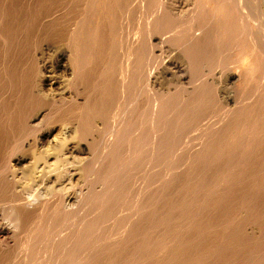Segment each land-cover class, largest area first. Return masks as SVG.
<instances>
[{
  "label": "rangeland",
  "instance_id": "obj_1",
  "mask_svg": "<svg viewBox=\"0 0 264 264\" xmlns=\"http://www.w3.org/2000/svg\"><path fill=\"white\" fill-rule=\"evenodd\" d=\"M222 1L223 3L220 4ZM222 1L0 0V136L2 134L3 137L0 140V157L4 152L7 153V150L9 153L12 151L10 155L7 153L9 157L14 152L24 154L21 157L25 156L27 161L18 168L19 176H23L28 173L30 167L28 161H32V151H36L34 150L36 139L27 137L28 134L25 136L28 130H30L28 133L31 132L29 136L32 132L38 133V131L40 132L38 134L50 133L46 141L50 139L51 141L49 144H43L44 147L54 145L52 142L55 137L59 138V141L65 138L67 140L72 133V136H76L77 133L76 140L80 137L78 139L82 144L79 147V143H75L78 145L76 146L74 142L79 140H72L73 143H70L71 139H69L67 143L72 148L67 151L68 154L62 155L67 172V176L65 173L63 178L64 185H69L68 172L71 165L78 166V176L76 180L71 181L72 188L70 187L75 188V192L73 190V193L70 188L71 192H68V195L73 197L76 191L77 195L79 194V197L75 196L77 204L80 203L79 207L77 205L79 210L76 212L79 217L74 219V221L81 220L76 222L78 226L74 221L71 222L73 225L66 221L71 219V214L66 211L69 210L71 213L70 209H65V212L61 210L62 214L64 212L61 216L62 222L60 216H57V214L62 215L60 209L51 210L52 216H49L50 211L39 215L34 208L22 209V213L18 210L11 212L7 203L14 195L13 188L7 183L9 182L7 177H2L0 174V227L9 228L5 218L12 216L17 220L19 228L9 243H4V246L0 243V264H5L6 260L8 264L72 263L71 258L67 256H71L74 250H69L77 243H80L77 245L81 248L79 246L74 248L78 254L77 261L79 257V260H82L81 264H241V262L242 264H264V240H262L264 227L260 226L264 224V218H258L256 214L250 213L253 208L259 207L258 210H261L260 207L264 208L262 206L264 191H261L262 198L258 197L261 196L258 189L264 188L262 184L264 168L261 171L258 169L260 164L261 168L264 164V130L261 131V128L264 129V120L260 122L264 115V109L260 107L262 105V108L264 107V78H262L264 72H261L264 71V64H262L264 61L257 54V49H254V44L256 43L257 46L261 36L264 37V0H242L243 13L251 20V23L246 25L249 27L245 26L247 29L243 28L245 24L241 23L239 18L237 19L238 15L235 11L229 9L233 15L227 12L228 8L226 9L224 0ZM75 16H77L76 19L79 18L78 21L75 20ZM233 16H236V20ZM72 22L74 26L71 25ZM190 24L197 26L195 28L198 29L199 36L196 38L200 36L201 38L192 40L189 37V40L186 39L187 42L185 40L187 33L182 29ZM248 29H251L252 33ZM256 30L260 33L256 34ZM72 31H74L73 35ZM249 39H253L251 42L254 44ZM188 43L193 46L194 52H191L192 49ZM186 45H189L190 49ZM260 45L264 46V43ZM185 49L189 51L185 52ZM188 52L192 53H190L191 58L189 54H186ZM250 52L254 54L253 57L249 56ZM62 53L64 56L61 58ZM65 53H67V59ZM256 55L260 60L255 58ZM138 59L140 60L137 63ZM192 59L193 61H190ZM251 59L252 63H250ZM256 60L257 63L261 61V65L260 63L256 65ZM62 61L67 63L66 68ZM254 62L256 69L253 66ZM132 65H135L134 68ZM205 73L206 75L201 77ZM229 74L233 79L227 81L225 77ZM38 75L41 77L39 78ZM42 76L46 78L41 79ZM68 76H71V82ZM148 76L150 81H147ZM189 76L194 78L196 87L192 83L193 78ZM39 79L42 80L40 81L42 86ZM180 80L181 82L177 83ZM187 82L191 84L190 87H194L192 90L196 89L192 91L193 93L184 89L189 95L183 92V88H189L186 86ZM47 84L51 86H49L51 89ZM182 84L186 87H182ZM202 85L207 87L204 89ZM179 88H182L183 94ZM60 90L63 94H60L62 93ZM225 98L230 99L231 102L226 104L223 101ZM257 106L261 110L259 108L257 110ZM102 107L108 111H105L107 114L102 113L104 112ZM255 110L258 117L255 115ZM260 111L262 114L258 113ZM102 114L105 116H100ZM115 114L114 120L111 115ZM197 114L198 117L195 116ZM208 115H210L209 118L214 116L221 120L219 122L214 118L209 119ZM31 116H35L36 119ZM204 116L206 117L203 118ZM110 117H113V120ZM201 117L208 119L207 121L210 120V123L213 119L212 125H214H209L210 123L206 120H200ZM28 118L34 120H28ZM99 118L103 119L99 120ZM27 120L31 125H27ZM68 120L72 124L68 123ZM66 121L67 125L69 124L68 128ZM190 121L193 122L190 124ZM198 123L205 127V131L202 132L204 127ZM61 124H65L63 126L65 130L61 128ZM74 124L78 125L74 126ZM186 124L189 127L199 128L200 126L203 129L191 127V131L194 129L191 132ZM184 126L188 128L185 127L183 130ZM74 127L78 128V132H74L77 131ZM185 129L191 133L186 134L188 132ZM20 133L21 138H19ZM182 133H185L184 136ZM83 134L86 138L82 137V139ZM23 136L27 141L23 140ZM182 136L185 140L189 138L186 142L184 139L180 140L181 144H178L176 138L181 139ZM173 138L175 139L172 140ZM20 139L22 143L27 142L21 149L18 147ZM57 139L54 141L58 142ZM31 141L34 142L29 144ZM172 142L175 143L172 144ZM13 143L18 145L16 148L19 149L18 152L15 151L16 146ZM169 143L172 144L171 148L168 147ZM176 144L181 147L178 146L180 148L177 149ZM27 145L34 146L29 148ZM72 145L76 150H72L75 149ZM173 145L177 148H173ZM20 153L16 156H20ZM7 157L0 158L2 164L3 159L7 161ZM71 158L77 159V162L73 163ZM2 164L0 162V165ZM257 170L261 173H257ZM256 173L260 175L257 176ZM257 177L262 180L263 186L259 183L260 179L259 182L258 179L255 181ZM250 182L253 184L252 187ZM257 184L259 187L255 186ZM6 190L11 191L6 192ZM241 197H244L243 200ZM217 198H222L223 203L221 204ZM236 200L239 208L232 207L237 203ZM241 200L244 205L249 203L252 205L243 206ZM253 201L258 205L253 204ZM214 203L219 204L220 207ZM222 205H225V208ZM211 207H215L214 212L223 208L222 211L225 213L222 211L214 213ZM217 208L221 209L217 211ZM33 210L35 211L32 212ZM32 213H34L33 216ZM222 214L227 217L224 218ZM66 215L69 218L65 220ZM216 215H219L218 219L221 221L216 219ZM255 216L257 222L253 220ZM213 217L215 220L211 223ZM229 218L234 223L230 224ZM32 219L33 222L37 219L36 224L31 221ZM259 219H262V224ZM215 221H217L216 224L219 223L217 226ZM222 221L226 224L224 222L223 225ZM249 221L252 223L245 224ZM258 221L260 225L257 224ZM63 222L65 226L66 223L67 226L68 223L73 227L76 225L74 228L71 226L73 229H77L80 222L81 225L77 229L79 233L77 230L68 229L70 225L66 226L68 232L73 231L80 236L64 231L67 235L62 233V236L66 235L67 238L63 237L57 247L54 243L52 246L54 250L49 246L52 243L50 244L49 235L46 236L49 232L46 231L48 228L63 225ZM249 224L257 225L252 227L253 225ZM216 228L219 232L223 231L222 236L218 232L215 233ZM257 228L263 231L260 232ZM237 233L239 236H233ZM240 233L244 234L245 238H251V240L248 238L249 243H245L248 239L246 238L245 241ZM217 234L220 238L223 237V240ZM72 235L74 239L80 238V242L74 240ZM42 236L45 242L48 241L46 243L51 251L45 248L46 243L42 244L44 240L41 239ZM232 236L234 240L239 241L234 242L235 246L232 242L233 238L231 240ZM28 238H30L29 244H27L28 241L25 243ZM68 238L70 241L73 239L72 242L66 241ZM213 238L222 240L223 242L219 240L221 244L225 242L228 246L225 243L219 244V241L214 242ZM24 243L31 247L30 250L27 249L28 247L24 249L32 252L29 253L26 250L20 253L24 250ZM212 243H216L215 245L219 248H214ZM240 243L241 245L245 243L246 246L243 247L239 245ZM210 244L211 250L217 249L216 252L209 249ZM225 245L227 250H224ZM239 246L241 247L238 249ZM64 248L67 249L64 250ZM220 248L224 250V255L219 251ZM207 249L212 254L214 252L217 257L210 255L211 252H207ZM16 250L20 254H12ZM38 250L51 253L48 257L49 261L45 260V258L48 259L46 256L49 254H47L44 258L45 263H41L43 253ZM61 252L62 255L65 252L70 253L64 255L67 258H64L66 262L63 259L64 256L58 258L62 256ZM31 253L33 255L42 253V255L33 256ZM13 255L19 260L17 261ZM25 255L27 258L28 256L39 258L40 262H36L35 258L33 262L32 257L26 261V257L25 259L22 257ZM225 255L224 260L222 257ZM10 256H12L11 259H9ZM219 256L222 263L219 261ZM21 258L25 262H22ZM233 259L235 262L232 261Z\"/></svg>",
  "mask_w": 264,
  "mask_h": 264
},
{
  "label": "bare ground",
  "instance_id": "obj_2",
  "mask_svg": "<svg viewBox=\"0 0 264 264\" xmlns=\"http://www.w3.org/2000/svg\"><path fill=\"white\" fill-rule=\"evenodd\" d=\"M158 1H159V0H158ZM221 1H222V0H221ZM221 3H223V1L220 2V4H221ZM225 3H226V4H225ZM224 5H225L226 9L228 8V9H227V12H230L229 9H231L233 12L235 11V14L238 15L237 19L239 18V19H240V22H241V23L243 22V23L245 24V25L242 24V26L244 25L243 28H246V27L248 28V27H249V26H246V25H247V24H250V23H251V20H250V18H249L246 14L243 13L244 6H243V4H242V0H224ZM159 7L161 8L160 4H159ZM159 7H158V8H159ZM223 7H224V6H223ZM223 7H222V8H223ZM223 9H225V8H223ZM223 9H222V10H223ZM160 10H162V9H160ZM228 10H229V11H228ZM223 11H224V10H223ZM225 11H226V10H225ZM158 12H159V11H158ZM233 12H232V13H233ZM160 13H161V12H160ZM232 13L230 12V14H232ZM158 15H159V14H158ZM226 15H227V14H226ZM232 15H233V14H232ZM227 16H228V15H227ZM229 17H230V16H229ZM229 17H228V18H229ZM231 17H232V16H231ZM233 17L235 18L236 16H233ZM73 18H74V16H73ZM73 18H72L73 21H75V20L78 21V20H79V18L76 19L77 16H75V20H74ZM234 18H233V19H234ZM230 19H231V18H230ZM235 20H236V18H235ZM77 21H76V23L78 24ZM237 22H238V21H237ZM74 23H75V22H74ZM238 23H239V22H238ZM239 24H240V23H239ZM71 25L74 26L73 22H72ZM240 25H241V24H240ZM73 26H72V27H73ZM75 26H76V25H75ZM195 26H196V25H191V24H190V25H189L188 27H186L185 29H184V28L182 29V31H184L185 33H187V35H186V37H185V40H186L187 38H188V40H189V37H190L192 40L200 39V38H201V36L198 37V38H196L197 36H199V33H197V30H198V29L195 28ZM242 26H241V27H242ZM245 26H246V27H245ZM72 27H71V28H72ZM196 27H197V26H196ZM250 27H251V26H250ZM73 28H74V27H73ZM175 28H176V27H175ZM175 28H173V29H175ZM247 28H246V29H247ZM74 29H75V28H74ZM76 29H77V28H76ZM72 30H73V29H72ZM175 30H176V29H175ZM175 30H174V31H175ZM248 30H249V29H248ZM248 30H247V32H248ZM250 30H251V29H250ZM250 30H249V31H250ZM75 31H76V30H75ZM169 31H170V30H169ZM169 31H168V32H169ZM252 31H253V29H252ZM256 31H257V30H256ZM70 32H71V31H70ZM73 32H74V31H72V33H71L72 35H73ZM175 32H177V30H176ZM184 32H183V33H184ZM250 32H251V31H250ZM250 32H248V33L251 34L252 32H251V33H250ZM254 32H255V29H254ZM181 33H182V32H181ZM183 33H182V34H183ZM257 33H260V32L257 31L256 34H257ZM254 34H255V33H254ZM247 35H248V34H247ZM251 36H254V35H251ZM251 36H249V37H251ZM258 36H259V35H258ZM249 37H248V38H249ZM259 37H260V36H259ZM261 37H262V38H261ZM261 37H260L261 39H260V41H259V44L257 43L258 45H260L262 42L264 43V40H263L264 37H263V35H262ZM253 38L256 39L255 37H253ZM183 39H184V38H183ZM257 39H258V38H257ZM249 40H250V39H249ZM252 40H253V39H252ZM252 40H250V42H251ZM186 41H187V40H186ZM257 41H258V40H257ZM257 41H256V42H257ZM261 41H262V42H261ZM187 42H188V41H187ZM185 43H186V42H185ZM251 43H253V42H251ZM188 44H189V43H188ZM253 44H254V43H253ZM189 45L191 46V44H189ZM189 45H186V47H187L188 49H190V48H189ZM254 45H255V47H258V48H255V47L252 45V46L254 47V49H257V52H258L257 54H259V55L261 56V58L263 59V61H264V46H263V45H260V47H259L258 45L256 46V43H255ZM262 46H263V47H262ZM186 47H185V48H186ZM187 48H186V49H187ZM192 48H193V46H191V49H192ZM186 49H185V50H186ZM251 50H253L252 47H251ZM66 51H67V50H66ZM187 51H189V50H186L185 52H187ZM192 51L194 52L193 49L191 50V52H192ZM254 51H255V50H254ZM254 51H251V52H254ZM62 52H63V51H62ZM64 52H65V51H64ZM191 52H190V53H191ZM251 52H250V53H251ZM67 53H68V52H67ZM67 53H65V57H66V59H67V56H66ZM138 53H139V52H138ZM140 53H141V51H140ZM190 53L188 52V53H186V54H187V55L189 54V55H190V58H191V57H192V56H191L192 53H191V54H190ZM141 54H142V53H141ZM254 54H255V52H254ZM254 54L251 53V54H249V56L252 55V57H253ZM127 55H128V54H127ZM193 55H194V53H193ZM63 56H64V54L62 53L61 58H62ZM140 56H141V55H140ZM140 56H138V58H139ZM249 56H248V57H249ZM65 57H64V58H65ZM250 57H251V56H250ZM68 58H70V57H68ZM127 58H128V57H127ZM190 58H189V59H190ZM193 58H194V56H193ZM255 58L258 60L259 57L257 58V55H256ZM58 59H59V58H58ZM58 59H57V60H58ZM136 59H137V58H136ZM140 59H141V58H140ZM140 59H138L137 63L139 62ZM252 59H253V58H252ZM252 59H251V60H252ZM262 59H261V60H262ZM69 60H71V59H69ZM257 60H256V63H257ZM259 60H260V58H259ZM190 61H193V59L190 60ZM254 61H255V60H254ZM64 62H65V61H64ZM64 62L62 61V63H64ZM67 62H68V61H67ZM252 62H253V60H252L250 63H252ZM260 62H261V61H260ZM260 62L258 61V63H260ZM55 63H56V61H55ZM69 63H70V61H69ZM258 63H257L256 65H258ZM60 64H61V62H60ZM64 64H65V63H64ZM66 64H67V63H66ZM66 64H65L64 68H66V66H67ZM253 64H254L253 66H254L255 69H256L255 62H254ZM262 64H264V63H262ZM62 65H63V64H62ZM62 65H61V66H62ZM69 65H70V64H69ZM260 65H261V63H260ZM55 66H56V65H55ZM61 66H59V67H61ZM134 66H135V65H134ZM134 66L132 65L133 68H134ZM263 66H264V65H263ZM263 66H262V67H263ZM43 67H44V65H43ZM68 67H69V66H68ZM68 67H67V68H68ZM70 67H71V66H70ZM257 67H259V66H257ZM260 67H261V66H260ZM62 68H63V67H62ZM263 68H264V67H263ZM45 69H46V68H45ZM55 69H56V68H55ZM60 69H61V68H60ZM68 69H69V68H68ZM136 69H137V68H136ZM136 69H135V70H136ZM179 69H180V68H179ZM179 69H178V70H179ZM56 70H57V69H56ZM58 70H59V69H58ZM176 70H177V69H176ZM182 70H183V69H182ZM259 70L261 71V68H260ZM59 71H60V70H59ZM64 71H65V70H64ZM64 71H63V73H64ZM66 71H67V70H66ZM72 71H73V70H72ZM72 71H71V72H72ZM180 71H181V70H180ZM183 71L185 72V70H183ZM261 72H264V71L262 70ZM65 73H66V72H65ZM175 73H177V72L175 71ZM180 73H182V72H180ZM180 73H178V74H180ZM185 73H186V72H185ZM185 73H184V74H185ZM68 74H69V73H68ZM71 74H72V73H71ZM182 74H183V73H182ZM184 74H183V75H184ZM261 74H262V73H261ZM72 75H73V74H72ZM205 75H206V73L203 74V76H201V77H204ZM263 75H264V74H263ZM263 75H262V78H264ZM52 76H53V75H52ZM121 76H122V75H121ZM177 76H179V75H177ZM38 77L40 78L41 76L38 75ZM43 77H45V76H42L41 79H44ZM68 77H69V76H68ZM68 77H67V78H68ZM70 77H71V76H70ZM70 77H69L68 79H70L69 81L71 82V78H70ZM149 77H150V76H148L147 81H150V80H148ZM151 77H152V76H151ZM183 77H185V76H183ZM186 77H187V76H186ZM45 78H46V77H45ZM52 78H53V77H52ZM52 78H51V79H52ZM55 78H56V77H55ZM65 78H66V77H65ZM65 78H64V79H65ZM120 78H121V77H120ZM178 78H179V77H178ZM180 78H182V77H180ZM180 78H179V79H180ZM187 78H188V77H187ZM189 78H193V77H190V76H189ZM72 79H73V78H72ZM122 79H123V78H122ZM182 79H183V78H182ZM182 79H181V80H182ZM225 79H226L227 81H230V80L233 79V77H232V75L229 74V75H227V76L225 77ZM52 80H54V79H52ZM52 80H51V81H52ZM181 80H180V81H177V83L181 82ZM186 80H187V79H186ZM186 80H184V81H186ZM213 80H214V79H213ZM40 81H42V80L39 79V83H40ZM66 81H67V80H66ZM121 81H122V80H121ZM193 81H194V78H193V80H192V83H193V85H194V84L196 85V83H194ZM196 81H197V80H196ZM196 81H195V82H196ZM211 81H212V80H211ZM43 82H44V81H43ZM46 82H47V81H46ZM62 82H63V81H62ZM122 82H124V79H123ZM189 82L191 83V80H190V79H189ZM37 83H38V82H37ZM39 83H38L37 85H39ZM47 83H48V82H47ZM60 83H61V82H60ZM60 83H58V85H59ZM64 83H65V82H64ZM182 83H183V82H182ZM40 84H41L40 86H42V83H40ZM121 84H124V83H121ZM187 84H188V85H186V86H189V88H191V91H189V88H188V87H187L188 89H187V88H183V92H184V93H185V90H186V91L188 90L187 92H192L193 90L196 91V89H193V90H192V87H193V86L190 87L191 84H189L188 82H187ZM195 85H194V86H195ZM47 86H48V84H47ZM49 86H50V85H49ZM49 86H48V87H49ZM56 86H57V85H56ZM122 86H123V85H122ZM178 86H179V85H178ZM183 86L186 87L185 84H184V85L182 84V87H183ZM38 87H39V86H38ZM48 87H47V88H48ZM50 87H51V86H50ZM50 87H49V89H51ZM54 87H55V86H54ZM54 87H53V88H54ZM60 87H62V86H60ZM60 87H58V88L61 89ZM195 87H196V86H195ZM204 87L206 88L207 85H206V86H203V85H202V88H204ZM58 88H57V89H58ZM193 88H194V87H193ZM205 88H204V89H205ZM38 89H39V88H38ZM40 89H41V87H40ZM57 89H56V90H57ZM181 89H182V88H179V91H181ZM184 89H185V90H184ZM39 91H40V90H39ZM60 91H61V90H60ZM62 91H63V88H62ZM62 91H61V92H62ZM63 92H64V91H63ZM63 92L60 93V94H63ZM122 93H123V92H122ZM181 93H182V91H181ZM192 93H193V92H192ZM218 93H219V91H218ZM182 94H183V93H182ZM182 94H181V95H182ZM186 94H188V93H185V95H186ZM185 95H183V96H185ZM188 95H189V94H188ZM190 95H191V94H190ZM186 97H187V96H186ZM187 98H188V97H187ZM223 101H224L226 104H228V103L231 102V100L228 99V98H225ZM224 102H223V103H224ZM257 103H258V102H257ZM257 103H255V104L258 105L259 103H258V104H257ZM226 104H225V105H226ZM256 105H255V106H256ZM259 105H261V104H259ZM262 106H263V105H262ZM262 106H260L261 109H264V107L262 108ZM258 108H259V106H257V110H258ZM102 109H104V112H102V113H106V112H108V111H106L105 107H104V108L102 107ZM259 109H260V108H259ZM261 109H260V110H261ZM101 111H103V110H101ZM105 111H106V112H105ZM226 111H227V110H226ZM98 113H99V112H98ZM223 113H224V112H223ZM258 113H261V111L258 112ZM258 113H257V114H258ZM263 113H264V111H263ZM100 114H101V113H100ZM106 114H107V113H106ZM261 114H262V113H261ZM261 114H259V116H260ZM98 115H99V114H98ZM199 115H201V114H199ZM202 115H203V114H202ZM202 115H201V116H202ZM206 115H207V114H206ZM211 115H212V114H211ZM217 115L219 116V113H218ZM255 115H256V110H255ZM35 116L37 117V115H35ZM35 116H31V118H32V117L34 118ZM100 116L103 117V116H105V115L102 114V115H100ZM111 116H113V117H114V120H115V118H116V117H115L116 114H115V115H111ZM195 116L198 117V114L195 115ZM209 116H210V115H208L207 118H209ZM256 116L258 117V115H256ZM262 116H263V119H260L261 121L259 120L261 123L263 122L262 120H264V115H262ZM262 116H260V117H262ZM36 117H35V119H36ZM38 117H39V116H38ZM98 117H99V116H98ZM106 117H107V116H106ZM113 117H110L111 120H113ZM191 117H192V116H191ZM199 117H200V116H199ZM205 117H206V116H204L203 118H205ZM216 117H217V116H216ZM219 117H220V116H219ZM260 117H259V118H260ZM108 118H109V116H108ZM194 118H195V117H194ZM211 118H214V116H213V117L211 116ZM211 118H209V119H211ZM254 118H255V117H254ZM101 119H103V118H99V120H101ZM195 119H196V118H195ZM201 119H202V117L200 118V120H201ZM214 119H217L219 122H220V120H221V119H219L218 117H217V118H214ZM257 119H258V118H257ZM257 119H256V120H257ZM28 120H34V119H29V118H28ZM28 120H27V125L29 124ZM70 120H71V119H70ZM105 120H106V118H105ZM189 120H193V119H189ZM196 120H197V119H196ZM202 120H206V119H202ZM207 120H208V119H207ZM207 120H206V121H207ZM37 121H38V120H37ZM68 121H69V120H68ZM73 121H74V118H73L72 122H73ZM193 121H194V120H193ZM193 121H190V124H191V122H193ZM198 121H199V120H198ZM209 121H210V120H209ZM209 121H207V122L210 123ZM259 121H257V122H259ZM30 122H31V121H30ZM113 122H114V121H113ZM195 122L197 123V121H195ZM260 122H259V123H260ZM64 123H65V122H64ZM68 123H71V122L69 121ZM76 123H78V122L76 121ZM111 123H112V122H111ZM187 123H188V122H187ZM196 123H195V124H196ZM200 123H201V122H200ZM202 123H203V125H205V122H204V121H202ZM212 123H214V122H213V119H212V122H211L209 125H212ZM216 123H217V121H216ZM62 124H63V123H62ZM62 124H61V126H62L61 128H64V130H65V127H63L65 124H64V125H62ZM71 124H72V123H71ZM112 124H114V123H112ZM112 124H111V125H112ZM190 124H189V125H190ZM193 124H194V123H193ZM193 124H192V125H193ZM195 124H194V125H195ZM198 124H199V123H198ZM198 124H197V125H198ZM29 125H31V124H29ZM68 125H69V124H68ZM68 125H67V121H66V127H67V128H68ZM75 125H78V124H74V126H75ZM194 125H193V126H194ZM199 125H200L201 127H204V126H202L201 124H199ZM199 125H198V126H199ZM206 125H207V124H206ZM209 125H208V126H209ZM213 125H214V124H213ZM213 125H212V126H213ZM259 125H262V124H259ZM263 125H264V124H263ZM71 126H72V125H71ZM186 126H188V125L186 124ZM186 126H184L182 129L184 130V128H185ZM200 126H199V128H198L197 126H196V127H197L198 129H203V128H200ZM208 126H206V128H207ZM76 127H78V126H76ZM188 127H189V126H188ZM188 127H186V128H188ZM191 127H192V126H191ZM191 127H189V130H190V131H191ZM194 127H195V126H194ZM194 127H192V128H194ZM196 127H195V129H196ZM261 127H262V126H261ZM70 128H71V127H70ZM72 128H73V127H72ZM74 128H75V127H74ZM210 128H211V127L209 126V129H210ZM33 129H34V128H33ZM33 129H31V130H33ZM75 129L77 130L78 128H75ZM75 129H73V130H75ZM50 130H51V129H50ZM52 130H53V129H52ZM60 130H61V129H60ZM62 130H63V129H62ZM70 130H71V129H70ZM92 130H93V129H92ZM110 130H112V129H110ZM183 130H182V131H183ZM193 130H194V129H193ZM193 130H192V131H193ZM263 130H264V129L261 128V131H262V132H263ZM26 131H27V130H26ZM29 131H30V130H28L27 132L24 131V132H25V136H27V134H28L27 137H29V138L33 137V138H34L33 140L36 139L35 142H34V141H31V142H29V144H31L32 142H34V145H35V144H36V145H35V146H34V145H31V146H32V147L34 146L35 149H34V148H33V149L36 150L37 152H36V151H35V152L32 151V153H31V154H32V155H31V159H32V161H31V162H29L30 160L28 161V164H29V165H28V164H27V165L30 166V167H29L28 173H27L26 175L19 176V173H18V168H19L20 166H23L22 164H24V162L27 161V159L25 160V158H24L25 156L23 157L24 159L21 157V156H23L24 154L22 155V153L19 152L21 155H20V156H16L17 154L19 155V153L15 154V152L13 151L14 154H11V156L9 157V155H10V153H11L12 151L9 153V151L7 150V153H9V155H8L6 152H4V151H6V150H4L3 152L6 153L7 156H8L9 158L6 156V154L4 155V153H3V156H1V157H3V158L7 157V161L5 160V161H6V162H5L4 159H3V162H4V163L2 164V159L0 160V162H1V164H2V165H0V174L2 175V177H3V176H6V177H7V179L9 180V182H7V181H5V180H4V181L7 182L9 185L11 184L10 186H11V188H13V189H12V192L14 193V195L12 194V195H13V196H12V199L9 198L10 201H9L8 203L6 202V203H7V206L9 207V209H10L11 212H12V211L14 212V210H15V211L18 210V212H21V213H22L23 210H27L28 208H31V209L34 208V209L36 210V212H38L39 215H40V213L43 214V213L46 212L45 214H47V212L49 213V211H50V213H49L50 215H49V216H52L53 213H51V210H53V209H56V210H59V209H60V211H61V210H64V212H65V209H70V210H72L71 213H70L69 210H66V211L69 212V214H71V215H70V216H71L70 221H69V219L66 220L67 218H69L67 215H66V218H64V219H65L67 222H70V223H71V222L74 221V219H76L77 217H79V214L76 213V212L79 210V209L77 208V205H78V207H79V205H80L79 202H78L79 204H77V198H76L79 194L77 195V191H76V195H77V196L74 195V197H73V195H71V196H70V194L68 195V192H71V190H72V192H73V190L75 189V188H74V189H71V188H72L71 181H73V179L77 178V176H78V166L73 164V163H75L74 161L77 160V159H76V160L73 159V158H74V155H75V153H74L73 158H71V159H72V162H73V163L71 162V164H73V165H71L72 167L70 168V171L68 172V173H69V176H68V183H69V185H64V180H63V178H64V174H65V173H66V176H67V172L65 171L66 166H65V161H63L64 159L62 158V155H66V154H68L67 151H69V149L72 148V147L69 146V144H68V143H69L68 140L71 139L70 143H71V142L73 143V141L76 140V136H77V133H76V132H78V130H77V131H74V132L76 133V136H75V135L72 136L73 133L71 134L72 137L70 136V134H69L70 131H69L68 134H69V137H70V138L67 139V140H66V138H65V139H62L61 141H59V140H58L59 138L57 139V138L55 137V138L58 140V142H55L56 139L54 138L55 141L52 139V140H53L52 143H53L54 145L50 144V145L47 146V147H46V146L44 147L43 144H46V143L49 144V141H51V139H50L48 142L46 141V140L49 138L50 133H42V134H38V133H40V132L38 131V133H37V132H35V133L32 132L31 136H29V134L31 133V132L28 133ZM35 131H36V130H35ZM43 131H44V130H43ZM43 131H42V132H43ZM48 131H49V129H48ZM66 131H67V130H66ZM185 131H186V129H185ZM190 131H189V132H190ZM192 131H191V132H192ZM197 131H198V130H197ZM197 131H196V132H197ZM199 131L201 132V130H199ZM203 131H205V127H204V129L202 130V132H203ZM62 132H63V131H62ZM67 132H68V131H67ZM89 132L91 133V130H90ZM92 132H93V131H92ZM186 132H188V130H187ZM189 132L186 133V134H190V133H191V132H190V133H189ZM107 133H108V132H107ZM180 133H181V130H180ZM33 134H35V136H33ZM36 134H38L37 138H36ZM51 134H52V133H51ZM86 134H87V133H86ZM92 134H93V133H92ZM182 134H183V133H182ZM184 134H185V133H184ZM184 134H183V136H184ZM261 134H262V133H261ZM261 134H260V135H261ZM79 135H80V134H79ZM88 135H89V133H88ZM3 136H4V134H3ZM14 136H16V134H14ZM14 136H13V137H14ZM61 136H62V134H61ZM63 136H64V134H63ZM183 136H182V137H183ZM1 137H2V134H1V136H0V140L3 138V137H2V138H1ZM6 137H7V136H6ZM16 137H18V135H17ZM21 137H22V134L20 133V137H19V138H21ZM82 137H83V138H86V137L84 136V134H83V136H81V138H82ZM179 137H180V134H179ZM179 137L176 138V141L178 142V144H181V141H180V140L184 139V141L186 142V140L189 138V137H187V139L185 140L184 137H183V138L181 137V139H180ZM25 138H26V137H25ZM29 138H27V139H29ZM61 138H62V137H61ZM67 138H68V137H67ZM78 138H80V137H78ZM78 138H77V140H79ZM83 138H82V139H83ZM91 138H92V136H91ZM262 138H263V137H262ZM17 139H18V138H17ZM174 139H175V138H173L172 140H174ZM177 139H178L179 141H178ZM20 140H21V139H20ZM20 140H19V141H20ZM23 140L27 141L26 139H24V136H23ZM29 140H30V139H29ZM72 140H73V141H72ZM77 140H76V141H77ZM169 140H171V139H169ZM169 140H167V141H169ZM43 141H46V142L43 143ZM16 142H17V141H16ZM23 142H24V141H23ZM67 142H68V143H67ZM177 142H176V143H177ZM179 142H180V143H179ZM182 142H183V141H182ZM185 142H183V143H185ZM21 143H22V140H21V142H20V146L15 145L16 143H13L16 147L14 148V147L12 146V150H13V148L16 149V148H18V147H20V149H21V147H23V144H25V145L27 144V142H26V143H22V144H21ZM50 143H51V142H50ZM75 143H77V144L79 143V144H78L79 147H80V145H82V144L80 143V140H79L78 142H74V144H75ZM167 143H168V142H167ZM170 143H171V141H170ZM170 143H169V144H170ZM173 143H175V142H172V144H173ZM17 144H18V143H17ZM29 144H28V145H29ZM106 144H107V143H106ZM169 144H168V147L171 148V147H172V146H171L172 144H170V145H169ZM178 144H176L177 147L180 146V145H178ZM9 145H10V144H9ZM11 145H12V144H11ZM21 145H22V146H21ZM28 145H27V146H28ZM75 145H76V144H75ZM78 145H76V146H78ZM17 146H18V147H17ZM31 146H28V147L31 148ZM72 146H73V145H72ZM107 146H108V144H107ZM176 146L173 145V148L176 147ZM182 146H183V145H182ZM9 147H10V146H9ZM9 147H8V148H9ZM28 147H27V148H28ZM69 147H70V148H69ZM79 147H78L77 149H79ZM177 147H176V148H177ZM180 147H181V146H180ZM180 147H178L177 149H179ZM29 148H28V149H29ZM73 148H75V146H73ZM9 149L11 150V147H10ZM157 149H158V148H157ZM17 150H19V149H16L15 151L18 152ZM72 150H76V148H75V149H72ZM72 150H71V151H72ZM82 150H84V149H82ZM82 150H81V151H82ZM79 151H80V150H79ZM72 152H73V151H72ZM74 152H76V151H74ZM70 154H71V153H70ZM70 154H69V155H70ZM4 156H5V157H4ZM1 157H0V158H1ZM76 162H77V161H76ZM263 163H264V162H263ZM263 163H262V164H263ZM20 168H21V167H20ZM263 168H264V164H263V167H262V168H261V164H260V168L258 167V169H259L260 171H261V169H263ZM254 170H255V169H254ZM260 171L258 172V170H257V173H261ZM262 171H264V169H263ZM254 172H255V171H254ZM2 173H5L6 175H3ZM257 173H256V175L259 176L260 174L258 175ZM263 174H264V173H263ZM263 174H262V175H263ZM252 175H253V172H252ZM254 176H255V174H254ZM254 176H253V178H254ZM255 177H256V176H255ZM4 178H5V177H4ZM262 178H263V177H262ZM0 179H1V178H0ZM257 179H258V182H259V179H260V178L257 177V178L255 179V181H256ZM2 180H3V178H2ZM75 180H76V179H75ZM260 180H261V179H260ZM262 180L264 181V178H263ZM262 180L259 182L260 184H261ZM251 181L253 182L254 179L251 180ZM252 182H250V183H251V186L249 185L250 187L253 186ZM62 183H63V185H62ZM254 183H255V182H254ZM256 183H257V182H256ZM256 183H255V184H256ZM259 183H258V184H259ZM258 184L255 185V186H258V187H259ZM262 184L264 185V182H263ZM262 184H261V185H262ZM9 185H8V187H9ZM261 185H260V186H261ZM263 185H262V186H263ZM255 186H254V187H255ZM4 187H5V186H4ZM4 187H3V190H5ZM35 187H36V188H35ZM70 187H71V188H70ZM263 187H264V186H263ZM69 188L71 189L70 191H69ZM260 188H261V187H260ZM7 189H8V188H7ZM9 189H10V188H9ZM251 189H253V188H251ZM255 189L257 190V187H256ZM77 190H78V189H77ZM258 190H259V192H260V194H261V191H264V188H263V190H262V189H261V190L258 189ZM258 190H257V192H258ZM8 191H11V190H6V192H8ZM74 192H75V190H74ZM74 192H73V193H74ZM78 192H79V191H78ZM137 192H138V191H137ZM255 192H256V191H255ZM9 194H10V193H9ZM139 194H140V192H139ZM135 195H136V194H135ZM10 196H11V195H9V197H10ZM75 196H76V197H75ZM253 196L255 197L256 195H253ZM257 196H258V194H257ZM78 197H79V196H78ZM137 197H139L138 193H137ZM258 197H259V198H260V197L262 198V194H261V196L259 195ZM263 197H264V196H263ZM241 198H242V200H243L244 197H241ZM245 198H247V197H245ZM250 198H251V197H250ZM256 198H257V197H256ZM256 198H255V199H256ZM259 198H257V199H259ZM261 198H260V199H261ZM217 199H218V198H217ZM263 199H264V198H263ZM263 199H262V200H263ZM78 200H79V199H78ZM80 200H81V199H80ZM218 200H220L219 202H220L221 204L223 203V202H221V201H222V198H220V199H218ZM218 200H216V201L218 202ZM242 200H241V202H242ZM253 200H254V198H253ZM216 201H214V202H216ZM223 201H224V200H223ZM236 201H237V200H236ZM245 201H246V199H245ZM247 201H248V198H247ZM258 201H259V200H258ZM260 201H261V200H260ZM219 202H218V203H219ZM248 202H250V201H248ZM248 202H247V203H248ZM253 202H254L253 204H255V201H253ZM262 202H264V200H263ZM262 202H260V204H262ZM239 203H240V199H239ZM239 203H238V201H237V203H236V204L234 203L235 205H232V207H233V206H237V208H239V207H240V206H238ZM245 203H246V202H245ZM258 203H259V202H258ZM215 204H217V203H214V205H215ZM242 204H243V202H242ZM249 204H250V203H249ZM249 204H248V205H249ZM260 204H259V205H260ZM263 204H264V203H263ZM263 204H262V206H264ZM245 205H246V204H245ZM245 205L243 204V206H245ZM248 205H246V206H248ZM251 205H252V203L250 204V206H251ZM255 205H256V204H255ZM257 205H258V204H257ZM257 205H256V206H257ZM218 206H219V204H217V207H218ZM222 206L224 207L225 205H222ZM243 206H241V208H242ZM256 206H255V207H256ZM260 206H261V205H260ZM215 207H216V206H215ZM215 207H213V208L215 209ZM219 207H220V206H219ZM232 207H231V212H233V211H232ZM252 207H253V206H252ZM252 207H251V209H252ZM213 208L211 207V209H212L213 212H214V209H213ZM221 208H222V207H221ZM221 208H217L216 210L218 211V210H220ZM224 208H225V207H224ZM227 208H228V206H227ZM227 208H226V209H227ZM245 208H246V207H245ZM247 208H248V207H247ZM258 208H259V207H258ZM258 208H257V209H256V208H255V209L253 208V210H257V211H258L257 213H255V212H251V211H253V210H250V213L256 214V216H257L258 218H264V208L260 207L261 210H258ZM22 209H23V210H22ZM226 209H225V210H226ZM248 209H250V208H248ZM19 210H20V211H19ZM29 210H30V209H29ZM35 210H33L32 212H34ZM212 210H211V211H212ZM222 210H223V208H222ZM222 210H220V211H222ZM233 210H236V209H233ZM60 211H59V212H60ZM220 211H218V212L220 213ZM227 211H228V209L226 210V212H227ZM36 212H35V213H36ZM54 212H55V211H54ZM56 212H57V211H56ZM59 212H57V213H59ZM64 212H63V214H64ZM215 212H216V211H215ZM215 212H214V213H215ZM218 212H216V213H218ZM222 212H223V211H222ZM222 212H221V213H222ZM229 212H230V211H229ZM231 212H230V213H231ZM57 213H55V214H57ZM60 213L62 214V211H61ZM211 213H212V212H211ZM223 213H225V212H223ZM63 214H62V215L57 214V216H60V218H61V216H63ZM66 214H68V213L66 212ZM226 214H227V213H226ZM253 214H252V215H253ZM33 215H34V213H32V216H33ZM76 215H78V216H76ZM210 215H212V214H210ZM219 215H220V214H219ZM219 215H218V216H219ZM222 215H223V214H222ZM229 215H231V214H229ZM233 215H234V213H233ZM249 215H250V214H249ZM249 215H247V216H249ZM36 216H37L36 218L38 219V215H37V214H36ZM64 216H65V215H64ZM213 216H215V215H213ZM216 216H217V215H216ZM218 216L216 217V219L219 220V221H221V219H218V218H219ZM220 216H221V215H220ZM247 216H246V218H247ZM256 216L253 217V220L256 218ZM45 217H46V216H45ZM45 217H44V218H45ZM211 217H212V216H211ZM211 217H209V218H211ZM223 217L226 218L227 215H226V217L223 215ZM223 217H222V219H223ZM228 217H229V216H228ZM233 217H234V216H233ZM31 218H32V217H31ZM41 218L43 219V216H41ZM41 218H39V219H41ZM46 218H47V217H46ZM56 218H58V217H56ZM230 218H231V217H230ZM230 218H229L228 220H230ZM246 218H245V219H246ZM250 218H251V216H250ZM33 219H35V218L33 217ZM33 219L31 220L32 222H33ZM37 219H36L35 221H37ZM58 219H59V218H58ZM5 220H6V222H7V225L9 226V228H5V227H4V228H1L2 226L0 227V243H2L1 245H3V246H4V243H9V242H10V240L12 239V236H13L15 233H17L16 231H17V228H18L17 220H16L14 217L9 216V217H6ZM60 220H61V222H62L63 219L61 218ZM78 220H80V219H78ZM78 220H77V221H74V222L76 223V222H78ZM210 220H211V219H210ZM210 220H209V221H210ZM214 220H215V217H213V221H211V223L214 222ZM228 220L226 219V222H227ZM249 220H251V219H249ZM253 220H251V221H253ZM259 220H260V219H259ZM35 221L33 222L34 224H36ZM40 221H41V220H40ZM56 221H57V219L55 220V224L57 223ZM66 221H65V222H66ZM80 221H81V220H80ZM230 221H231V220H230ZM247 221H248V220H247ZM251 221H249V222H247V223L245 222V224L252 223ZM254 221L257 222L256 219H255ZM28 222H30V221H28ZM216 222H217V221H215V224H216ZM222 222H223V225H224V222H225V221H222ZM226 222H225V224H226ZM232 222H233V221H231L230 224H232ZM255 222H254V223H255ZM260 222H261V224H262V219L260 220ZM33 223H32V224H33ZM38 223H39V222H38ZM58 223H59V222H58ZM75 223H74V225H75ZM233 223H234V222H233ZM240 223H241V222H240ZM263 223H264V222H263ZM53 224H54V223H53ZM55 224H54L53 226H55ZM64 224H65V223L63 222V225H64ZM71 224L73 225V223H71ZM77 224H78V223H76V225H77ZM79 224L81 225L80 222H79ZM218 224H219V223H217L216 226H217ZM228 224H229V223H228ZM257 224L260 225L259 221H258ZM257 224H256V225H257ZM29 225H30V227H31V224H30V223H29ZM63 225H57V226H55V227L52 226V227H53L52 229H51V228H48V231H46L47 233L49 232V234L46 235V234L44 233L46 236L49 235V236H48V237H49L48 239H49V241H50V244L52 243V244L49 245V246L52 247L53 244L55 243V244H56L55 247H57V244H58V243H61V239L64 237V235L62 236V233L64 234V233H65L64 231H67L66 229H67V227H68L70 224L68 223V226H67V223H66V226H67V227H66L65 225H64V226H63ZM72 225H70L68 229H70V230L72 229V230H75V231H76V230L80 227V225H79V227H78L77 229H73L76 225H75L74 227H73ZM209 225H211V224H209ZM209 225H208V227H209ZM213 225H214V224H212V226H213ZM239 225H240V224H239ZM241 225H242V223H241ZM249 225H250V224H249ZM249 225H246V226H249ZM252 225H253V226H252ZM252 225H250V226L254 227L255 224H252ZM256 225H255V227H256ZM262 225H264V224H262ZM262 225H260V226H261V227H264V226H262ZM71 226H72L73 228H71ZM77 226H78V225H77ZM216 226H215V227H216ZM220 226H222V225H221V222H220ZM228 226H230V225H228ZM246 226H245V227H246ZM28 227H29V226H28ZM32 227H33V225H32ZM50 227H51V225H50ZM226 227H227V225H226ZM226 227H225V228H226ZM238 227H239V226H238ZM238 227H237V228H238ZM258 227H259V226H258ZM210 228H211V227H210ZM213 228H214V227H213ZM219 228H220V227H219ZM222 228H223V227H222ZM239 228H240V227H239ZM259 228H260V227H259ZM259 228H257V229L260 231L261 228H260V229H259ZM18 229H19V228H18ZM29 229H30V228H29ZM208 229H209V228H208ZM211 229H212V228H211ZM216 229H217V228H216ZM235 229H236V227H235ZM31 230H32V229H31ZM213 230H214V229H213ZM213 230H210V231L213 232ZM237 230H238V229H237ZM237 230H236V231H237ZM252 230H253V229H252ZM255 230H256V228H255ZM255 230H254L253 232H255ZM214 231H215V233H216V232H218V234L220 233L219 235H221V232H223V231H221V230H220V232H219L218 229H217V231H216V230H214ZM259 231H257V233H258ZM262 231H263V230H262ZM262 231H260V232H262ZM67 232H68V231H67ZM72 232H73V231H72ZM72 232H68V233H71V234H72ZM77 232H78V230H77ZM78 233H79V232H78ZM78 233H77V235H78ZM210 233H211V232H210ZM213 233H214V232H213ZM235 233H236V232H235ZM44 234H43V236H44ZM65 234H66V233H65ZM73 234H74V232H73ZM211 234H212V233H211ZM218 234H217V236H218ZM222 234H223V233H222ZM251 234L253 235V233H251ZM66 235H67V234H66ZM66 235H65L64 239L67 238ZM68 235H69V234H68ZM74 235L77 236V235H76V232H75ZM214 235H216V234H214ZM235 235L239 236L238 233H237V234H234L233 236H235ZM242 235H243L242 238H245V237H244V234H241V233H240V236H242ZM247 235H248V234H247ZM252 235H251V236H252ZM257 235H258V234H257ZM261 235H262V234H261ZM261 235H259V237H260ZM43 236H42L41 239H44ZM46 236H45V237H46ZM79 236H80V234H79ZM79 236H77V237H79ZM217 236H216V238H218V237L220 238V236H218V237H217ZM221 236H222V235H221ZM233 236L231 237V240H232ZM69 237H70V235H69ZM72 237H73V235H72ZM72 237H71V238H72ZM213 237H215V236H213ZM263 237H264V236H263ZM263 237H262V238H263ZM46 238H47V237H46ZM222 238H223V237H221L220 239H222ZM242 238H241V239H242ZM246 238L248 239V238H250V237H246ZM246 238H245V241L247 240ZM256 238H257V237H256ZM41 239H40V240H41ZM64 239H63V240H64ZM69 239H70V238H68L66 241H70ZM73 239H74V237H73ZM73 239H71L70 242H72ZM214 239H215V238L212 239L214 242L220 240V239H218V240H214ZM237 239H238V238H237ZM28 240H30V238H28V239L25 241V243H26ZM74 240L80 242V238H79V240H78V238L76 239V237H75ZM222 240H223V239H222ZM222 240H220V241L223 242ZM231 240L229 239V241H231ZM233 240H234V238H233ZM239 240H240V239H239ZM243 240H244V239H243ZM243 240H242V241H243ZM250 240H251V238H250ZM262 240H264V239H262ZM41 241H42V240H41ZM66 241H63V242L66 243ZM76 241H75V242H76ZM220 241H219V242H220ZM235 241H236V240H234V241H232V242L234 243ZM237 241H238V240H237ZM237 241H236V242H237ZM248 241H249V239H248L245 243H249ZM29 242H30V241H28L27 244H29ZM42 242H43V243H42ZM42 242H40V243L44 244V243H46V242H48V241L46 240V242H45V239H44ZM75 242H73V243H75ZM209 242H210V241H209ZM219 242H218V243H219ZM221 242H220L219 244H221ZM238 242H239V241H238ZM25 243H24V244H25ZM73 243H71V244H73ZM210 243H211V242H210ZM224 243H225V242H224ZM224 243H223V244H224ZM228 243H229V242H228ZM245 243H242L243 245H241V243H240L239 245L245 247V246H246ZM27 244H25V246L21 245V246H23V249H24L25 247H28ZM48 244H49V243H48ZM62 244H63V243H62ZM62 244H60V245H62ZM75 244H76V243H75ZM77 244H80V243H77ZM77 244H76V246H74V245H73V246H74L75 248H77V247L79 246V245H77ZM212 244H213V243H212ZM215 244H216V243H215ZM215 244H213V245L215 246V247H214V246H213V247H214V248H219V247H218L217 245H215ZM223 244H221V245H223ZM225 244H226V243H225ZM230 244H231V242H230ZM230 244H229V245H230ZM237 244H238V243H237ZM1 245H0V246H1ZM26 245H27V246H26ZM31 245H32V244H31ZM39 245H40V244H39ZM44 245L47 246V247H45V248H49V246L47 245V243L44 244ZM60 245H59V246H60ZM226 245H227V244H226ZM226 245H225V247H226ZM29 246H30V245H29ZM42 246H43V245H42ZM63 246H64V245H63ZM63 246H62L61 248H63ZM65 246H67V244H65ZM69 246H70V245H69ZM210 246H212V245L210 244L209 247H210ZM216 246H217V247H216ZM227 246H228V245H227ZM234 246H235V243H234ZM234 246H233V248H234ZM241 246H239L238 249H239ZM74 247H71V250H69V251H73V250H74V251H73L74 254H73V253L70 254L69 252H67L68 254L71 255V256H67V257H69V259L71 258L70 261H72V263H68V262H67V263H68V264H77V263L81 264L80 262H81L82 260H81V261L79 260L80 257L78 258V261H77V255H78V254L76 253L77 250H76ZM79 247H80V246H79ZM207 247H208V245H207ZM221 247H223V246H221ZM230 247H232V246H230ZM230 247H229V248H230ZM29 248L31 249V247H28L27 249H29ZM43 248H44V246H43ZM52 248H54V247H52ZM58 248H59V247H58ZM69 248H70V247H69ZM69 248H68V249H69ZM72 248H73V249H72ZM80 248H81V247H80ZM20 249L22 250V247H20ZM27 249H26V250H27ZM30 249H29V250H30ZM65 249H67V248H64V250H65ZM209 249L211 250V247H210ZM209 249H207V252L210 251ZM220 249H221V248H220ZM220 249H219V251H221V253L223 252L222 255H224V254H225V253H224V250H225V249L227 250V247L224 248L223 251H222V249H221V250H220ZM234 249H237V248H234ZM242 249H243V248H241V250H242ZM244 249H245V248H244ZM244 249H243V250H244ZM18 250H19V249H18ZM18 250H16V252H13L12 254H14V253H18ZM21 250H20V251H21ZM24 250H25V249H24ZM24 250H22L20 253L22 254V252H26V250H25V251H24ZM47 250H48V251H51V248H49V249H47ZM54 250H55V248H54ZM56 250H57V249H56ZM58 250H61V249H58ZM79 250H80V249H79ZM212 250L214 251L213 248H212ZM212 250H211V251H212ZM215 250L217 251V249H215ZM245 250H246V249H245ZM27 251H28V250H27ZM38 251H40V252L43 253V255H42V253H41V255L43 256V258H42L41 255H38V253H36L35 255H33V254L31 253V255H33V256H41V259H42V260H41V263H43V262L45 263V261H44L45 255L49 254V255L46 256V257L48 258V257L51 255V253H48L46 250H43V251L38 250ZM67 251H68V250H67ZM211 251H210V252H211ZM216 251H214V252H216ZM231 251H232V252H236L235 250H234V251L231 250ZM231 251H230V252H231ZM28 252H29V251H28ZM28 252H27V253H28ZM30 252H32V251H30ZM30 252H29V253H30ZM55 252H56V251H55ZM58 252H59V251H58ZM62 252H64V251L62 250ZM62 252H61V255H62ZM214 252H213V254H212V252H211L210 255H215ZM225 252H226V251H225ZM237 252H238V250H237ZM244 252H245V251H244ZM246 252L249 253V251H246ZM20 253H18V254H20ZM29 253H28V254H29ZM78 253H80V251H78ZM90 253H92L91 250H90ZM226 253H227V252H226ZM238 253H239V252H238ZM240 253H241V252H240ZM18 254H17V255H18ZM57 254H58V253H57ZM68 254H66V252H65L64 255H68ZM218 254H219V253H218ZM233 254L237 255L236 253H233ZM233 254H232V255H233ZM241 254H242V253H241ZM243 254H244V253H243ZM15 255H16V254H15ZM29 255H30V254H29ZM64 255H62L61 257H58V258L60 259V258H62ZM210 255H208V256H210ZM220 255H221V254H220ZM228 255H229V253H228ZM230 255H231V254H230ZM235 255H234V256H235ZM13 256H14V255H13ZM19 256H21V255H19ZM19 256H18V258H19ZM80 256H81V255H80ZM90 256H91V255H90ZM92 256H93V255H92ZM215 256H216V255H215ZM238 256H240V254H238ZM245 256H246V255H245ZM14 257L16 258V256H14ZM22 257H24V259H25V257H26V261H27V259L31 258L32 256H31V257L28 256V258H27V256L25 255V256H22ZM216 257H217V256H216ZM220 257H221V256H219V258H220ZM236 257H237V256H236ZM236 257H235V258H236ZM246 257H247V256H246ZM11 258H12V256H10L9 259H11ZM15 258H14V259H15ZM33 258H35V257H32L31 260H33ZM64 258L67 259L66 256H64L63 259H64ZM219 258H218V259H219ZM224 258L226 259V255H225V257H222V259H224ZM229 258L232 259V257H229ZM235 258H234V259H235ZM239 258H240V257H239ZM241 258H242V256H241ZM241 258H240V259H241ZM5 259H6V258H5ZM14 259H12V260H14ZM21 259H22V262H23V261H24L23 258H21ZM35 259H37L36 262L40 260L39 258H35ZM38 259H39V260H38ZM50 259H51V257H50ZM65 259H64V260H65ZM218 259H217V260H218ZM225 259H224V260H225ZM234 259H233L232 261H234ZM237 259H238V258H237ZM16 260L18 261L19 259L16 258ZM45 260H48V261H49V258H48V259L45 258ZM64 260H63V261L60 260V261L64 262ZM227 260H228V259H227ZM2 261H3V260H2ZM2 261H1V262H2ZM20 261H21V260H20ZM34 261H35V260H33V262H34ZM67 261H68V260H67ZM219 261H221V258H220ZM219 261H217V262L220 263ZM235 261H236V259H235ZM235 261H234V262H235ZM5 262H6V263H5ZM5 262H4L5 264H8V263H9V262L7 263V260H6ZM24 262H25V261H24ZM29 262H30V261H29ZM33 262H31V263H33ZM39 262H40V261H39ZM65 262H66V260H65ZM237 262H238V261H237ZM2 263H3V262H2ZM14 263H15V262H14ZM37 263H38V262H37ZM37 263H34V264H37ZM49 263H50V262H49ZM49 263L46 262V264H49ZM60 263H61V262H60ZM67 263H65V264H67ZM221 263H222V261H221ZM10 264H11V263H10ZM26 264H28V263H26ZM38 264H40V263H38ZM50 264H54V263H50ZM214 264H215V263H214ZM216 264H217V263H216ZM222 264H223V263H222ZM241 264H242V262H241Z\"/></svg>",
  "mask_w": 264,
  "mask_h": 264
}]
</instances>
